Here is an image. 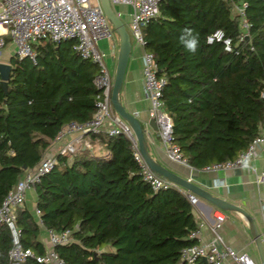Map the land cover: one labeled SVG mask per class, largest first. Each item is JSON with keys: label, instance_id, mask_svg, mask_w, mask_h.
<instances>
[{"label": "trees", "instance_id": "obj_1", "mask_svg": "<svg viewBox=\"0 0 264 264\" xmlns=\"http://www.w3.org/2000/svg\"><path fill=\"white\" fill-rule=\"evenodd\" d=\"M243 4L249 29L237 10ZM186 28L198 37L195 53L181 43ZM218 29L231 38V51L207 42ZM142 33L157 74L167 79L164 110L189 165L202 169L246 151L264 128V0H163ZM76 42L37 41L35 63L15 55L6 88L0 76V204L51 154L65 125L86 122L96 111L99 68L80 55ZM89 137L90 148L56 155L35 185V211L25 203L17 210L23 246L42 255V229L70 230L72 241L56 246L66 264H178L182 250L197 243L190 237L198 223L187 195L155 191L124 134ZM11 245L8 226L0 223V264H12ZM20 264L42 263L28 257Z\"/></svg>", "mask_w": 264, "mask_h": 264}, {"label": "built area", "instance_id": "obj_2", "mask_svg": "<svg viewBox=\"0 0 264 264\" xmlns=\"http://www.w3.org/2000/svg\"><path fill=\"white\" fill-rule=\"evenodd\" d=\"M162 1L111 0L113 4H124L132 8L129 32L136 43L142 47L145 45L142 27L158 15ZM244 7L245 4L237 10L243 17V28L249 29V24L244 19ZM117 14L120 16V13ZM115 32L100 0H0V55L9 43L7 42L9 38L17 47L15 55L18 58L29 57L35 63L36 54L32 49L33 43L47 40L60 44L64 40L75 39L77 41L75 48L80 55L90 59L99 68L95 79L99 94L93 117L83 123L72 122L65 125L53 143L54 146L58 145L56 153L47 155L38 165L27 170L0 204V223L8 226L12 236V245L8 251L12 264H20L28 257H35L42 264H66L57 252L56 246L71 242V231L49 230L45 253L35 255L30 248H25L22 244V230L18 225L17 210L24 206L27 191L34 189L42 177L54 167L57 162L56 155H72L82 147L90 148L91 134L102 132L109 136L124 134L133 142V155L139 164L143 179L155 191L168 188L180 191L176 183L151 169L139 150L133 130L112 105L114 72L109 68L106 53L99 47V42L107 40L112 48ZM207 42H222L226 51L233 49L231 38L226 37L221 29L208 35ZM142 61L145 93L151 103L150 115L155 118L158 137L164 151L171 160L189 165L179 146L172 141V119L164 110L162 93L167 79L157 74V64L151 52L145 50ZM72 134L75 136L64 140ZM262 144H264V135L261 134L236 159L214 163L206 166L205 169L219 170L248 166L249 160L256 156L257 148ZM257 179L264 185V170L258 174ZM187 197L193 205L197 204V196L189 193ZM261 209L264 224V197ZM36 215L39 216L38 211ZM222 221V217L216 218L212 226L214 236L209 242L200 241V232L204 224H199L190 234L191 238L197 239V243L182 250L178 264H257L248 252L237 251L225 244L217 231Z\"/></svg>", "mask_w": 264, "mask_h": 264}, {"label": "crops", "instance_id": "obj_3", "mask_svg": "<svg viewBox=\"0 0 264 264\" xmlns=\"http://www.w3.org/2000/svg\"><path fill=\"white\" fill-rule=\"evenodd\" d=\"M112 5L116 13H120V18L126 26H129L132 8L124 4L112 3ZM116 36L118 38L117 33ZM117 38H114L112 41V48L107 40L99 42V47L106 53L107 64L112 72H115L117 63L119 41V38ZM133 40L132 51L119 96L126 110L136 115L145 128L146 142L150 154L163 166L201 186L213 196L221 197L245 209L261 233L264 245V224L261 209L262 199L264 197V185L257 179L258 174L264 170V144L257 148L256 156L252 157L248 162V166L245 167L207 170L205 168L197 169L191 165H185L171 160L164 151L162 142L158 137V131L154 130L149 124L151 118V103L145 93L142 61L145 49ZM11 57L3 60V62H10ZM261 134L264 135V128ZM74 136L75 134H72L65 137L64 140ZM57 146H52V149L55 150L53 154L56 153ZM95 149L97 152H101L100 144ZM105 154L107 153L105 152L102 156ZM179 187L182 193H186L185 195L191 193L185 188ZM30 197L33 199L30 200ZM197 198V204L193 205V213L198 225L201 223L204 224L200 232V241L209 242L213 238L212 226L217 217H222L223 221L217 231L222 236L225 244L237 251L248 252L256 260L257 264H261L250 219L239 211L222 210L201 197L199 198L197 196ZM30 201L32 203L31 206L28 205ZM25 206L35 211L36 193L34 189L27 191ZM42 231L43 235L41 240L46 245L49 239L48 231L46 229H42Z\"/></svg>", "mask_w": 264, "mask_h": 264}, {"label": "water", "instance_id": "obj_4", "mask_svg": "<svg viewBox=\"0 0 264 264\" xmlns=\"http://www.w3.org/2000/svg\"><path fill=\"white\" fill-rule=\"evenodd\" d=\"M103 10L112 23L118 38H119V49L117 55L116 69L114 73L113 89L111 94V101L115 111L119 116L131 127L133 130L135 139L137 141L139 150L144 157L145 161L151 167L153 171L158 173L160 176L169 179L170 181L176 183L178 186L185 188L192 194L209 201L214 206L222 210H234L245 214L252 224V233L255 237V243L258 248L260 263L264 264V245L262 235L254 224V221L250 215L242 207L233 204L221 197L213 196L209 191L202 188L201 186L193 183L189 179L179 175L178 173L168 169L161 163L156 161L149 152L148 145L146 142V130L144 129L141 121L136 117V115L130 113L126 110L124 105L120 100V92L125 78V73L128 65V61L132 51V38L129 30L127 29L124 21L118 16L113 8L111 0H100ZM12 70V64L10 62H0V76L1 84L6 88L10 73ZM150 126L154 130H158L155 118L151 117L149 120Z\"/></svg>", "mask_w": 264, "mask_h": 264}, {"label": "clouds", "instance_id": "obj_5", "mask_svg": "<svg viewBox=\"0 0 264 264\" xmlns=\"http://www.w3.org/2000/svg\"><path fill=\"white\" fill-rule=\"evenodd\" d=\"M181 43L183 44L184 48L190 52L195 53L198 46L199 40L196 35H194L193 30L191 29H184L183 34L180 37Z\"/></svg>", "mask_w": 264, "mask_h": 264}, {"label": "rangeland", "instance_id": "obj_6", "mask_svg": "<svg viewBox=\"0 0 264 264\" xmlns=\"http://www.w3.org/2000/svg\"><path fill=\"white\" fill-rule=\"evenodd\" d=\"M127 27H128V30H130V28H129V26L127 25ZM114 38L116 39L117 38V36H116V32H115V35H114ZM118 39V38H117ZM133 40V39H132ZM134 41V40H133ZM16 45H15V43H13V42H11V43H9V44H7L6 45V47L2 50V55L0 56V62H3V60H5V59H8V58H10L11 56H14L15 55V52H16ZM118 49H119V41H118ZM115 73V72H114ZM145 129V128H144ZM52 153L51 154H53L54 152H55V150L54 149H52V151H51ZM33 198L32 197H30V200H32ZM31 201L30 202H28V205L29 206H31ZM43 232V231H42ZM42 235H43V233L41 234V238H42Z\"/></svg>", "mask_w": 264, "mask_h": 264}]
</instances>
